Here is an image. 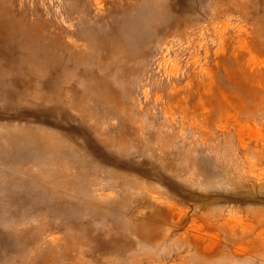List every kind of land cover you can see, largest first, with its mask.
Instances as JSON below:
<instances>
[{
  "label": "rangeland",
  "instance_id": "374dc122",
  "mask_svg": "<svg viewBox=\"0 0 264 264\" xmlns=\"http://www.w3.org/2000/svg\"><path fill=\"white\" fill-rule=\"evenodd\" d=\"M0 264H264V0H0Z\"/></svg>",
  "mask_w": 264,
  "mask_h": 264
}]
</instances>
